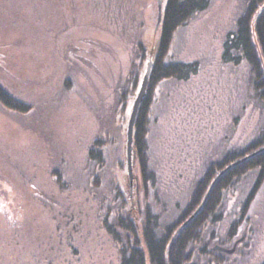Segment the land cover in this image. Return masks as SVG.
<instances>
[{"label": "rangeland", "instance_id": "obj_1", "mask_svg": "<svg viewBox=\"0 0 264 264\" xmlns=\"http://www.w3.org/2000/svg\"><path fill=\"white\" fill-rule=\"evenodd\" d=\"M20 1L18 14L10 7L14 20L7 12L0 20V84L32 109L22 113L0 102V264H120L93 197L118 204L115 179L128 172L119 141L145 75L142 55L155 53L159 0ZM38 1L41 21L34 17ZM246 5L209 0L174 35L168 60L196 62L199 70L154 88L147 142L155 179L148 191L132 160L135 206L149 203L162 226L187 203L209 164L264 129L250 65L222 60ZM98 139L108 142L102 165L89 157ZM257 175L249 172L225 192L191 245L192 263H262L264 183L229 236Z\"/></svg>", "mask_w": 264, "mask_h": 264}, {"label": "trees", "instance_id": "obj_2", "mask_svg": "<svg viewBox=\"0 0 264 264\" xmlns=\"http://www.w3.org/2000/svg\"><path fill=\"white\" fill-rule=\"evenodd\" d=\"M20 2V0H0V20H5L3 17L5 12L14 20L13 10L10 12V7L12 6L18 14L19 9H22V6L19 7ZM208 7L209 0H166L158 25L159 36L154 56L145 59L146 53L142 55L147 65L150 60L153 61L147 93L140 104L133 133V161H136L141 173L144 191L149 190L155 179L150 167L147 142L152 93L162 80L170 78L187 80L198 72V63L170 61L168 57L176 31L192 16ZM34 10V17L41 21L39 18H42L44 4L38 1ZM15 21L19 22L18 16ZM139 45L140 48L143 47V44ZM244 59L250 65L251 80L257 97L264 102V0H247L244 12L236 21V29L227 34L223 44L222 60L225 63L239 64ZM147 65L145 69L142 68L143 73L146 72ZM0 102L7 108L22 113L32 109L30 103L13 96L2 84H0ZM127 127L126 125L124 136L119 141L120 159L123 164L128 163ZM107 143L104 139L95 141L89 149V157L92 161L99 165L105 163L104 151H107ZM223 170L225 171L221 174ZM254 170H258V175L247 195L240 217L233 222L229 230V236L232 237L237 234L241 223L245 221L247 208L264 183V129L240 149L229 151L221 159L209 164L194 185L187 203L178 207L180 210L178 209L177 216L164 226L160 223L159 214L149 203L145 208L135 206L132 199L134 180L131 183L129 172L125 174L126 177L121 173L119 178L115 179L117 185L114 201L118 202L117 206L109 204V200L105 197L97 194L93 197L101 203L98 213L101 215L102 226L118 246L120 264H194L191 245L200 240L205 226L221 205L225 192L242 176ZM55 174L57 175L58 172ZM56 179L59 184L63 183L60 175H57ZM124 187L127 188V195ZM60 215L62 216L61 213ZM261 264H264V260Z\"/></svg>", "mask_w": 264, "mask_h": 264}, {"label": "water", "instance_id": "obj_3", "mask_svg": "<svg viewBox=\"0 0 264 264\" xmlns=\"http://www.w3.org/2000/svg\"><path fill=\"white\" fill-rule=\"evenodd\" d=\"M162 1L163 0H159L158 25L160 24V21H161V18H162V11H163V9H162ZM152 63H153V61L150 60L148 65H147L146 72H145L141 87L139 89L137 97L135 98V100L133 102V106H132L130 117H129V121H128V127H127V161H128V172H129V177H130L131 183L133 182V177H134V175H133V165H132L134 125H135V120H136V116L138 114V110H139L140 104H141L143 98L145 97L147 89H148V83H149V77H150ZM225 170H223L221 172V174ZM216 248L220 249V250H224V251H232V250H228V249H225L223 247H220V246H216Z\"/></svg>", "mask_w": 264, "mask_h": 264}]
</instances>
